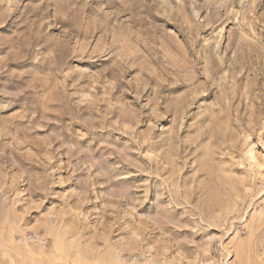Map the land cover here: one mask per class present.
Listing matches in <instances>:
<instances>
[{"label":"clouds","instance_id":"obj_1","mask_svg":"<svg viewBox=\"0 0 264 264\" xmlns=\"http://www.w3.org/2000/svg\"><path fill=\"white\" fill-rule=\"evenodd\" d=\"M0 264H264V0H0Z\"/></svg>","mask_w":264,"mask_h":264}]
</instances>
